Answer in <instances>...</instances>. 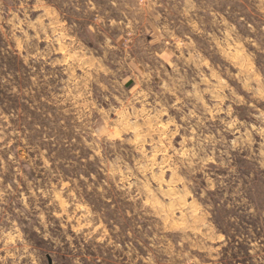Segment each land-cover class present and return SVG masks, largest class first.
Listing matches in <instances>:
<instances>
[{
	"label": "rangeland",
	"instance_id": "obj_1",
	"mask_svg": "<svg viewBox=\"0 0 264 264\" xmlns=\"http://www.w3.org/2000/svg\"><path fill=\"white\" fill-rule=\"evenodd\" d=\"M0 264H264V0H0Z\"/></svg>",
	"mask_w": 264,
	"mask_h": 264
}]
</instances>
